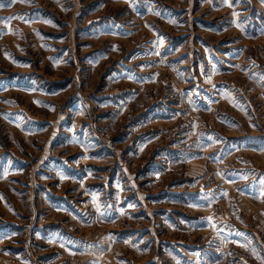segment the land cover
Returning <instances> with one entry per match:
<instances>
[{
  "label": "rangeland",
  "instance_id": "rangeland-1",
  "mask_svg": "<svg viewBox=\"0 0 264 264\" xmlns=\"http://www.w3.org/2000/svg\"><path fill=\"white\" fill-rule=\"evenodd\" d=\"M230 249L264 264V0H0V264Z\"/></svg>",
  "mask_w": 264,
  "mask_h": 264
},
{
  "label": "built area",
  "instance_id": "built-area-1",
  "mask_svg": "<svg viewBox=\"0 0 264 264\" xmlns=\"http://www.w3.org/2000/svg\"><path fill=\"white\" fill-rule=\"evenodd\" d=\"M95 106L96 108L99 107L98 105ZM147 120L148 119L145 115H140L139 117H130L117 136L120 137L129 134H134L135 130H141V128L145 126ZM91 133L92 136L99 143L100 147L107 154L111 155L112 158L116 160V162L122 167H127L129 169L131 163H133V159L137 158L140 155L139 145L137 142L133 144V147L130 148L128 153H122V155L120 156L117 149L118 144L111 140L109 131H102L101 129L94 127L91 129ZM224 253V264H256L252 256L248 252L230 249L228 251H224Z\"/></svg>",
  "mask_w": 264,
  "mask_h": 264
},
{
  "label": "snow or ice",
  "instance_id": "snow-or-ice-1",
  "mask_svg": "<svg viewBox=\"0 0 264 264\" xmlns=\"http://www.w3.org/2000/svg\"><path fill=\"white\" fill-rule=\"evenodd\" d=\"M45 23H50V21H45ZM63 178V177H62Z\"/></svg>",
  "mask_w": 264,
  "mask_h": 264
},
{
  "label": "crops",
  "instance_id": "crops-1",
  "mask_svg": "<svg viewBox=\"0 0 264 264\" xmlns=\"http://www.w3.org/2000/svg\"><path fill=\"white\" fill-rule=\"evenodd\" d=\"M231 235L233 236V234L231 233ZM248 237V236H247ZM217 252V251H216Z\"/></svg>",
  "mask_w": 264,
  "mask_h": 264
}]
</instances>
